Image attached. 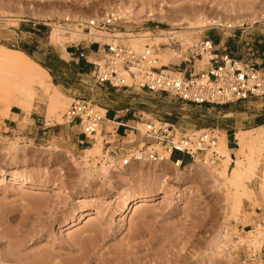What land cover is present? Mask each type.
I'll use <instances>...</instances> for the list:
<instances>
[{"label": "rangeland", "instance_id": "obj_1", "mask_svg": "<svg viewBox=\"0 0 264 264\" xmlns=\"http://www.w3.org/2000/svg\"><path fill=\"white\" fill-rule=\"evenodd\" d=\"M123 6L132 8L135 18L126 17L119 8ZM263 9L264 0H0V48L26 52L67 98L58 109L50 106L41 88L27 108L19 105L17 96L6 93L0 98V107L5 108L0 114L18 105L27 114L43 113L51 126L44 134L38 127L26 128V120L16 131L0 133L1 264H48L46 258L63 264L78 260L87 248L97 253L94 264L100 256L105 260L130 250L136 257L125 258L122 264H264L261 150L255 156L260 167L247 182L254 190L249 202H237L236 187L219 177L224 163L216 148L219 143L214 148L220 155L213 165L204 164L203 155L195 161L185 157V166L193 162L190 170L175 167L171 159L153 162L134 157L148 141L143 131L153 122L170 123L177 135L218 127L227 139L224 125L245 117L236 132L264 131V96L211 104L217 111L204 109L167 92L140 88L130 71H123L124 80L117 87L100 83L94 66L78 58L82 50L100 57L101 44L117 39L148 57L161 54L156 67L188 69L187 75L206 64L205 59L191 58V46L212 40L219 55L264 69ZM110 13L122 18L101 31L88 28V20ZM55 26L60 27L59 41L51 39ZM169 30L178 33L168 34ZM155 37L159 45L153 43ZM75 98L90 101L97 113L111 118L105 127L118 129L120 140L106 135L104 125L103 137H86L78 122H68L66 113ZM230 110L234 114L227 115ZM208 121L215 125H202ZM60 127L75 134L74 147L54 136ZM95 146L100 153L91 154ZM149 146L168 155L161 144ZM236 147L232 145L233 160L238 156ZM234 164L229 165L230 177ZM103 165L108 171L102 170ZM143 197L147 198L143 205L123 211L127 201ZM93 228H97L95 239L90 236Z\"/></svg>", "mask_w": 264, "mask_h": 264}, {"label": "built area", "instance_id": "obj_2", "mask_svg": "<svg viewBox=\"0 0 264 264\" xmlns=\"http://www.w3.org/2000/svg\"><path fill=\"white\" fill-rule=\"evenodd\" d=\"M119 19L121 18L118 15L110 13L100 19L88 20L87 26L89 29L101 31L115 25ZM260 21H264V9ZM212 44V40L201 41L189 49L192 59L206 60L204 71L196 76L186 75L181 69L156 67L154 59L120 43L117 39L101 44L104 49L100 57L82 50L78 58L94 66L95 78L100 83L117 87L119 82L124 80L123 71H130L134 83L140 88L167 92L198 105H226L264 96V69L229 55L221 56L215 52ZM66 119L68 122H78L86 137L96 134L102 122L106 120L94 110L90 101L81 98L74 99L66 113ZM143 136L148 141L144 147H138L134 155L136 159L163 161L166 157L149 146L156 143L161 144L165 152L170 154V159L177 168L185 166V157L195 161L203 155L200 159L204 164H214L220 155L214 148L222 136V131L218 127L182 131L177 135L170 123L158 121L149 123L143 131ZM210 151L211 155H207ZM176 153H182L184 157H177Z\"/></svg>", "mask_w": 264, "mask_h": 264}, {"label": "bare ground", "instance_id": "obj_3", "mask_svg": "<svg viewBox=\"0 0 264 264\" xmlns=\"http://www.w3.org/2000/svg\"><path fill=\"white\" fill-rule=\"evenodd\" d=\"M123 7H119V8L120 9L122 8L121 12L126 17L135 18L136 13L133 11L132 8H130L128 6L127 7L123 6ZM183 14H184V12H183ZM120 18H122V17L120 16ZM213 22L214 23H220L221 21L214 19ZM255 22H257V19ZM255 22H253V23H255ZM227 23L231 26L233 25V23H231L230 21ZM59 30H60L59 26H55L54 29H52V32H51V39L52 40L59 41L58 40V38H60L59 37L60 35L58 33ZM177 33H178V31H176V30H169V32H168V34H177ZM153 43L159 45L160 44L159 39L157 37H155L153 40ZM146 48L149 50L151 47L150 48L146 47ZM133 49L137 50L135 48H133ZM151 58L154 59L155 62L157 63L161 58V54H158L157 56H154ZM156 63H154V64H156ZM155 66H157V64ZM49 78H50L49 72L43 66H41L37 61H35L32 57H30L26 52H24L22 50L8 49L5 47L0 48V98L3 96L2 94L6 95V93L8 94L7 96H9V97L17 96L19 105L23 108H27L28 106L27 107H25V106L30 105V103L35 99V96L37 95V89L41 88L44 91V93L49 97V101H50L49 103H50L51 107H53L54 109L62 108V105H64L65 102L67 101L66 100L63 102L62 100L63 99L65 100L67 98H66V96H62L61 92L59 90H57L56 88H54L52 82L49 81ZM65 107H66V105H65ZM232 114H234V113L231 110L227 113V115H232ZM101 132L103 133V124H101L100 128L98 129V134L97 135L93 134L92 136L103 137ZM224 136L220 137L219 141L217 142V143H219V144H217L218 147H216L219 150V152H222V154L224 155V163L221 165L222 171H220L218 175L222 180H225L226 182H229V184H231V186L236 187L235 189H237V190L234 193V195L236 196L235 198H236L237 202H239V201L240 202H249L248 199L254 195V192H253L254 190H251L252 188L248 187L247 182H251V180L253 179L254 175L256 174L258 168L260 167L259 166V160L258 159L256 160L255 156H256V150H261V152H259V153H264V131L261 128H256V129L247 130V131H243V130L238 131L236 133L235 141L231 142V144H229V141L226 138L224 139ZM156 145H159V144L156 143ZM232 145L237 146L236 149H237V155L238 156L234 160L231 157ZM100 150H101L100 147L95 146L91 150V154L100 153ZM165 159L169 161L170 160V154H168ZM231 161H234L235 164L233 166L232 176L230 177L228 175V169H229V165L231 164ZM192 163L189 165H186L185 169L190 170L191 167L193 166ZM208 165H213V164H208ZM100 167L105 172L108 171V169H109V167H107L105 165L100 166ZM263 175H264V173H263ZM24 181H26L27 183L29 182L28 179H26ZM23 185H26L25 182H23ZM260 186L262 189H264V182ZM262 189H260V190H262ZM263 193H264V191H263ZM167 196H168V194L165 193L164 197H167ZM82 199L83 200H81V201L86 200L85 197ZM146 199L147 198L143 197L141 199L127 201L126 206L123 209V211H127L130 207L132 208L134 204H138V206L143 205L144 204L143 202L146 201ZM96 215H98V216L102 215L101 210H96ZM91 233H92L90 235L91 237H94V239L97 238V235H98L97 234V228H93L91 230ZM75 243H76V241H75ZM91 251H89V249L87 248V250L85 252H83L81 254V256L78 258V260H76V261H73V260L67 261L66 260V262H64L63 264H81V263L83 264L84 261H85L84 264H94V262H96L95 260H98V257L96 259V255H97V253L95 254L96 251L95 252H94V250H91ZM134 254H136V253L134 251L130 250L126 253H121V254L116 253L114 256H111V257L105 256V258H106L105 260H104V258L102 260V257H104V256H100L101 257V258H99L100 262H98V263L99 264L100 263L101 264H122L123 263L122 261H124L125 258L129 259V257H131V258L136 257V255L133 256ZM138 259H139V257H138ZM45 262H48V264H49V262L51 264L53 262L55 264H61L62 263V262L60 263V261L55 260V258L54 259L46 258ZM0 264H1V262H0Z\"/></svg>", "mask_w": 264, "mask_h": 264}, {"label": "crops", "instance_id": "obj_4", "mask_svg": "<svg viewBox=\"0 0 264 264\" xmlns=\"http://www.w3.org/2000/svg\"><path fill=\"white\" fill-rule=\"evenodd\" d=\"M185 73L188 71V69L184 70ZM204 71L203 68H201L198 72H190L189 74L196 76L199 75L200 73H202ZM201 107H203L204 109H214L215 111H217V106H211V104H204L201 105ZM4 107H0V111L4 110ZM223 111V110H222ZM108 112V109H107ZM42 117V119L40 118ZM107 121L113 122L111 120V118H108V116L105 117ZM245 119V117H235L232 121H230L229 124L224 125V130H225V134L226 137L228 139L229 142L231 141V138L233 135H236V130L238 129V127L243 126V120ZM27 122L26 128L31 127V128H39V132H41V130H43V133H47L50 131L51 126L48 125L46 119H44V114L43 113H39L38 111L33 110L30 114H27L24 110H20L18 109V105H13L10 110L4 114H0V133H2L3 135L11 133L16 131L18 128H20V125H23L25 121ZM42 122L41 125H38V122ZM107 121H104V127L108 126L105 125V123L107 124ZM119 124H122L123 126H129L127 123H124L123 121H121ZM202 125L205 126H209V125H215L214 121H208L206 123H202ZM106 130V135H110V136H114L115 140H120L119 138H117L118 135V129L115 131H111V129H108L107 127H105ZM104 128V130H105ZM46 130V131H45ZM27 131V129H26ZM124 134L127 135L126 132L122 133V137H124ZM55 137L58 138V140L61 142H65L67 143L69 146L74 147L77 144V138L75 136V134L72 133V131L68 128L62 129L60 127L59 131L56 132L54 134ZM82 141L79 140V143H81ZM108 142V141H107ZM177 157H184V155L182 153H176Z\"/></svg>", "mask_w": 264, "mask_h": 264}]
</instances>
